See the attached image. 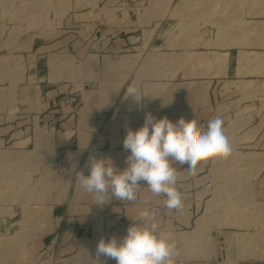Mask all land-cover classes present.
Masks as SVG:
<instances>
[{"label": "crops", "instance_id": "crops-1", "mask_svg": "<svg viewBox=\"0 0 264 264\" xmlns=\"http://www.w3.org/2000/svg\"><path fill=\"white\" fill-rule=\"evenodd\" d=\"M184 2L185 12L182 0H26L27 19H48L43 30L29 31L34 36L31 49L40 51L45 67L57 61L54 71L43 77L48 84L66 82L67 56L74 69L99 57L109 67L120 62L122 71L106 78V89L93 93L48 145L37 141L30 150L0 151V264H37L43 252L58 264H96L99 240L121 239L130 225L139 223L144 210L156 213L158 234L175 242L171 264H264V246L262 251L257 249L254 234L215 231L209 237L210 223L199 215L206 195L201 164L195 175L188 166L177 171L176 187L183 202L179 210H169L166 197L154 195L143 182L134 201L112 197L101 206L78 180L80 171L90 174L85 166L89 157L110 159L109 164L124 170L129 153L122 145L127 130L140 128L148 112L173 122L181 116L195 118L202 127L219 116L226 134L231 124L235 129L242 124L230 119L238 104L264 96V0L250 2V21L245 25L238 21L242 0H229L232 10L225 18L234 22L223 21L216 27L210 19L224 11L223 6H214L216 0ZM163 18L170 20L168 28L162 26ZM146 41L152 53L147 63L153 69L130 77L125 64L140 60ZM143 80L153 84L139 90L136 99L125 96L130 84L138 88ZM65 89L49 88L44 94L50 98ZM103 112L109 113V122L94 121ZM261 130L264 113L249 128L250 148H257L251 163L260 165L264 139L254 140V134ZM13 144L18 148L22 142ZM35 163L41 164L38 187L33 179ZM18 173L25 175L21 184ZM232 238L235 249L230 254ZM219 244L227 248L220 256Z\"/></svg>", "mask_w": 264, "mask_h": 264}, {"label": "rangeland", "instance_id": "rangeland-1", "mask_svg": "<svg viewBox=\"0 0 264 264\" xmlns=\"http://www.w3.org/2000/svg\"><path fill=\"white\" fill-rule=\"evenodd\" d=\"M182 1V10L185 12L186 0ZM253 1L242 0V16L238 19L242 25L250 21L248 15L250 2ZM217 3L216 0L214 6L217 8L223 6L221 8L224 11L219 13V17L216 13L210 19L215 27L218 26L217 23L223 21L228 23L231 19L225 17H228L232 10L229 0H226L225 4ZM0 11L3 13L1 14L3 17L0 18V129L8 128L5 132L0 131V141L3 140L0 151L11 153L10 151H26V148L30 150L31 144L37 141L48 145L55 139V132L69 118L78 115L81 106L90 101L93 93L106 89L109 85L105 81L106 78L121 74L122 64L119 62L109 67L98 57L89 64L74 69L71 57L67 56L65 59L67 65L63 69L66 82L51 81L48 84L44 79L45 74L54 71L53 66L57 65V61L52 66L45 67V59L41 58L40 51L31 49L34 36L29 32L32 29L43 30V23H47L48 19L44 20L39 16L27 19L26 0H0ZM185 21L182 19V22ZM161 24L168 28L170 20L163 18ZM38 36L42 37L41 34ZM149 43L146 41L143 44L140 60L125 64L130 77L138 72L145 75L153 69L152 64L147 63L150 61L149 54H152L149 51ZM75 76L78 78L76 82L73 80ZM152 84L153 81L143 80L138 84V90L142 88L144 90L145 86ZM62 86L66 89L60 94L50 98L44 94L49 88L59 90ZM141 102L142 100L139 103L140 107ZM238 105L233 111L234 116L230 119L238 120L242 124L237 125V129L231 124L229 131L226 132L232 146L230 156L211 158L199 163L200 176L204 177L203 184L206 188V195L199 205V215L202 214L203 219L210 223L209 237L211 234H216L215 231L226 232L231 236L254 234L258 239L257 249L262 251L264 249V242H261V239H264V164L251 163L253 158L251 153L256 152L257 148L256 146L250 148L249 128L263 117L264 96ZM46 116H51V119L45 120ZM93 119L100 123L109 122V113L103 112ZM257 138L264 139V130L259 131L257 136L256 133L254 134V140ZM15 141L22 144L15 148L13 147ZM185 166L187 165L173 164L177 171ZM35 168L33 179L35 187H38L39 183H36V179L40 176L41 164L35 163ZM21 174L18 173L19 184L25 179V175ZM7 177L11 178L8 174ZM234 247L232 238L228 242V249L223 244H219L217 252L220 256L227 249L231 254ZM37 264H58V261L53 257L50 258L49 253L43 252Z\"/></svg>", "mask_w": 264, "mask_h": 264}, {"label": "clouds", "instance_id": "clouds-1", "mask_svg": "<svg viewBox=\"0 0 264 264\" xmlns=\"http://www.w3.org/2000/svg\"><path fill=\"white\" fill-rule=\"evenodd\" d=\"M138 91L135 84H130L125 96L136 99ZM223 125L219 116L202 127L195 118L181 116L173 122L166 116L157 119L148 112L143 125L135 131L128 129L123 140V149L129 153L125 159L127 167L121 171L108 163L110 159L89 157L85 166L90 174L78 173L80 186L94 195L95 204L103 206L112 197L134 201L143 182L154 195L166 197L164 203L169 210H179L183 202L172 161L187 165L188 172L195 175L200 162L229 157L232 146ZM155 221L156 213L144 210L139 223L130 225L121 239L101 238L95 249L96 264H107L108 260H115L116 264H171L175 242L158 234Z\"/></svg>", "mask_w": 264, "mask_h": 264}]
</instances>
